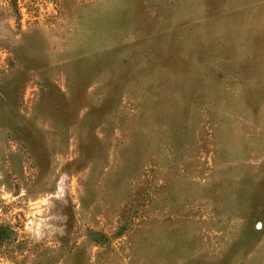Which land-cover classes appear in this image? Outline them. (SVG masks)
<instances>
[{
    "label": "rangeland",
    "instance_id": "obj_1",
    "mask_svg": "<svg viewBox=\"0 0 264 264\" xmlns=\"http://www.w3.org/2000/svg\"><path fill=\"white\" fill-rule=\"evenodd\" d=\"M0 264H264V0H0Z\"/></svg>",
    "mask_w": 264,
    "mask_h": 264
}]
</instances>
